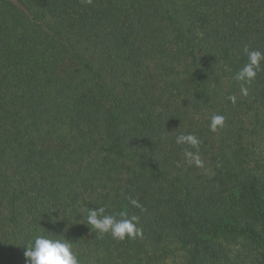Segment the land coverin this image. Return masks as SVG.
<instances>
[{
	"label": "trees",
	"instance_id": "trees-1",
	"mask_svg": "<svg viewBox=\"0 0 264 264\" xmlns=\"http://www.w3.org/2000/svg\"><path fill=\"white\" fill-rule=\"evenodd\" d=\"M245 46L264 52V0H0V264H27L38 234L82 264H124V243L212 264L233 228L264 247V71L243 96ZM96 207L143 235L95 233L78 219Z\"/></svg>",
	"mask_w": 264,
	"mask_h": 264
},
{
	"label": "clouds",
	"instance_id": "clouds-1",
	"mask_svg": "<svg viewBox=\"0 0 264 264\" xmlns=\"http://www.w3.org/2000/svg\"><path fill=\"white\" fill-rule=\"evenodd\" d=\"M91 3V0H87ZM243 53L247 57V63L233 77L235 81L240 83V92L243 96L249 94L248 87L256 79L260 71H264V52L260 50H250L247 46L243 48ZM228 99L235 104L236 96H229ZM225 117L219 114H213L210 119L209 128L212 132H217L219 128L224 126ZM169 134V133H168ZM171 135V134H169ZM177 145L187 146L184 149L185 162L189 166L198 168L204 167V162L199 154L200 139L192 134H179L175 137ZM189 149H196L191 151ZM180 167V163L177 164ZM129 203L132 207L140 209L141 212L146 209L137 200L129 197ZM119 216V219L117 218ZM78 219V218H77ZM86 225H90L91 230L99 235L110 234L115 240H124L126 238L135 239L143 235L142 228L138 227L140 217L138 215L129 216L128 212L121 211L118 214H108L105 207L88 208L86 218L81 216L78 220H85ZM70 227V224H69ZM67 228L65 229V232ZM52 233V232H50ZM24 256L27 264H82L74 243L65 238L64 235H56L55 238L45 235H35L33 240L25 247Z\"/></svg>",
	"mask_w": 264,
	"mask_h": 264
},
{
	"label": "rangeland",
	"instance_id": "rangeland-1",
	"mask_svg": "<svg viewBox=\"0 0 264 264\" xmlns=\"http://www.w3.org/2000/svg\"><path fill=\"white\" fill-rule=\"evenodd\" d=\"M237 193L233 195L234 198L238 197ZM225 227L228 229V226ZM217 234V259L211 257L208 259L209 263L264 264V258L260 256L264 253V247L256 246L246 240L245 234H242L241 231L233 228L231 233L223 234L222 230H220L217 231ZM121 246L124 264H187L190 259L189 253L191 252V246L186 244H173L168 247V250H159L150 244L138 249L136 247L130 248L126 243ZM121 248H119V251H121ZM196 264L202 263L198 262Z\"/></svg>",
	"mask_w": 264,
	"mask_h": 264
}]
</instances>
